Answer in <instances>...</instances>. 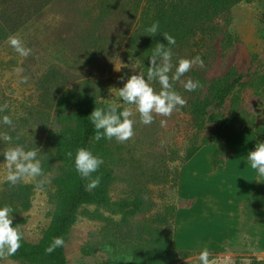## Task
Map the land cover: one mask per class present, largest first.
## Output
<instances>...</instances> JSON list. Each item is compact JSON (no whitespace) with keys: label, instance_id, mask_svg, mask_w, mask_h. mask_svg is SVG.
<instances>
[{"label":"rangeland","instance_id":"obj_1","mask_svg":"<svg viewBox=\"0 0 264 264\" xmlns=\"http://www.w3.org/2000/svg\"><path fill=\"white\" fill-rule=\"evenodd\" d=\"M101 2L60 0L30 20L12 34L31 49L27 57L16 53L7 38L0 41V115L7 114L13 121L11 127L0 124V132L12 137L11 141L0 140V176L4 173L3 151L18 143L39 149L43 169L41 177L21 182L34 186L30 208L11 214L13 226L18 225L29 243L42 239L57 209L53 179L60 173L61 163L54 154V134L61 123L50 103L42 119L35 114L40 106L39 88L51 79L48 72L57 66L65 75L60 78L61 89L77 85L93 95L99 107L117 103L122 108L126 105L120 103L116 89L112 93L110 89L122 88L133 74L146 78L150 66L155 39L149 37L142 49L138 47L141 40L134 49L125 47V34H131L143 20L139 15L105 14ZM7 3L0 0V10H9ZM216 25L218 32L209 50L203 49L205 54L200 56L203 66L195 65L181 80L170 81L185 104L168 117L154 113L148 125L142 124L134 111L133 137L123 143L114 139L105 143L109 153L103 163L112 175V202L138 200L140 209L125 216L96 205L80 208L66 235L67 264L131 262L136 250L161 246L178 225L175 247L190 254L178 256L174 264H199L198 253L203 247L209 249L213 264H264V246L243 248L264 242V179L256 182L248 170L237 182L230 166L214 170L207 149L188 170L179 192L186 156L211 137L218 122L236 111L243 121L251 123L264 104V86L260 85L264 76V0L237 3L228 16L217 19ZM139 34L146 33L140 30ZM177 51H181L180 58L199 55L195 46L173 48V71L179 59ZM230 71L234 74L229 83L241 75L240 84L224 93V101L217 99L205 106L213 99L211 86ZM189 78L201 86L186 91L183 81ZM152 84L158 91V82ZM236 119L231 117L227 124ZM161 120L166 121L163 126ZM234 125H230V134L236 131ZM259 127L264 130V110ZM233 137L232 146L237 141ZM211 142L215 143L211 139L199 150ZM39 181L43 184L37 187ZM8 186L0 180V191ZM0 264L27 263L3 257Z\"/></svg>","mask_w":264,"mask_h":264},{"label":"trees","instance_id":"obj_2","mask_svg":"<svg viewBox=\"0 0 264 264\" xmlns=\"http://www.w3.org/2000/svg\"><path fill=\"white\" fill-rule=\"evenodd\" d=\"M7 1L4 0L6 3ZM9 1L10 3L7 4L10 9L0 10V41L23 28L33 18L44 14L49 7L60 2V0ZM241 1L243 0H103L101 6L105 14H124L134 17L139 15V19L143 20V23L137 25L138 28L131 34L127 31L125 36L128 40L125 47H133L134 49L141 40L138 47L142 49L148 44L149 37L166 44L167 42L162 34L158 33L156 36L139 34L140 30L143 31L146 25L158 20L161 30L176 38V45L173 48L179 49L186 45L195 46L199 56L203 57L205 53L202 50H209L208 46L211 39L214 38L215 32H218L217 19L228 16L232 7ZM99 34L100 31L96 36H93V42ZM87 40H90L89 37H87ZM181 51H177V56L182 57ZM192 54H195V51ZM179 56L178 58H180ZM233 74L234 71L228 72L211 86L213 99L206 101L205 106L217 99L224 101L225 96L230 92V88L240 84L241 75H237L229 83V79ZM48 76L51 78L45 80L48 84L46 85L44 82L39 88L40 106L35 114L42 119L47 112L45 107H49L50 103L54 106L53 113L55 117H58L61 123L59 130L54 134V154L61 163V171L53 179L57 209L44 236L38 243H29L23 238L20 249L12 256H8L13 260L27 264H67L64 245L50 254H46L44 248L53 236H63L66 241V235L74 224L79 209L84 205L108 208L113 212L123 213L125 216H132L140 209L138 200L112 202L109 195L112 175L104 163L101 164L97 173L92 174L93 177L97 174L101 176L100 184L96 188L86 190L85 186L89 180L80 177L76 173L73 160L68 156V153L72 152L74 155L78 147H86L93 154L99 155L103 159L107 157L109 153L105 145L107 140L95 141L93 139L95 130L88 118L94 108L99 107V104L93 95L84 89L77 88V85L61 89L60 78H65V75L57 66L51 68ZM260 85L264 86V76L260 79ZM52 94H54L53 97H51ZM234 116L238 117L236 122L238 130L246 126L258 141L264 142V134L255 130L258 114L255 120L247 123L241 119L238 112L230 111L227 117L218 122L211 137L201 145H206L211 139L214 140L217 147L213 154V169L223 165L229 156V150L225 144V125ZM201 146L195 148L186 156V162L199 151ZM33 188L34 186L31 184L22 183L5 187L0 191V204H10L13 212L27 210L31 205ZM87 214L94 215L89 211H87ZM188 254H190V251L177 249L174 246L173 231H171L161 246L153 249H138L133 253L131 262L119 264H174L178 256L183 258Z\"/></svg>","mask_w":264,"mask_h":264},{"label":"clouds","instance_id":"obj_3","mask_svg":"<svg viewBox=\"0 0 264 264\" xmlns=\"http://www.w3.org/2000/svg\"><path fill=\"white\" fill-rule=\"evenodd\" d=\"M144 32L148 36L162 34L167 42H156L151 49L149 56L150 66L147 67L146 78L143 74L137 73L129 76L122 88L116 89V95L120 98V103L126 105L120 107L117 103H105L103 106L95 107L88 117L94 127L95 141L115 140L125 142L134 135V124L136 123L135 113L139 114V120L142 124H151L154 120V113L168 117L178 106H183L185 100L177 92L173 83L181 80L185 73L195 66H203V60L199 55L189 58H179L173 71V46L176 45V38L161 30L160 22L153 21L146 25ZM9 45L21 57H27L31 49L25 45V42L18 35H9L7 37ZM171 73V75H169ZM156 81L160 85L159 90H155L152 82ZM171 81V82H170ZM200 82L191 78L183 81V87L186 91H194L199 88ZM107 101L108 99H104ZM163 126L166 121L161 120ZM0 124L13 126V121L9 115H0ZM0 140L11 141L12 137L7 133L0 132ZM39 149L37 147H27L24 144H15L3 151L4 173L0 180L8 183L9 186H15L23 181L33 180L43 175L42 163L39 158ZM73 160V166L76 173L82 178H88L86 190L96 188L101 181V176L97 173L103 158L86 147H78L75 154L68 153ZM244 168L251 171L254 180L260 182L264 179V142L258 141L254 150L247 152L243 162ZM43 181L37 183V187L42 186ZM13 209L10 204H0V258L12 256L20 249L23 242V233L18 225L13 226ZM65 243L63 236H53L47 246L44 248L46 254L52 253L55 249L62 247ZM210 251L203 247L198 253L199 264H213L209 258Z\"/></svg>","mask_w":264,"mask_h":264},{"label":"crops","instance_id":"obj_4","mask_svg":"<svg viewBox=\"0 0 264 264\" xmlns=\"http://www.w3.org/2000/svg\"><path fill=\"white\" fill-rule=\"evenodd\" d=\"M264 110V104L261 108V112H259V116L256 120L255 123V130L259 133L264 134V130L259 127V119L261 118V115ZM236 122L235 121L229 122L228 124L225 125V131H226V138H225V144L229 150V156L226 159L225 163L219 167H217L214 170H220V169H226L230 166L231 173H235L236 177L234 178L235 181L240 182L239 180H242L240 176L241 174H244V172L248 171V169L244 168L243 162H244V157L246 156L247 152L250 150H254L256 142H258L256 136L245 126L242 129L238 130L236 128ZM234 123V128L236 131L233 133L237 137V141L235 143L231 144L230 140L234 139L233 134H230V125ZM216 144L215 143H210L201 150H199L188 162L184 164V166L181 169V176H180V184H179V192L183 190L182 188V183L183 179L186 180V177H188V170L190 167L196 162L198 157L204 152L205 150L209 149L211 153V164L213 163V154L214 151L216 150ZM213 168V164H212ZM180 224V223H179ZM177 229V230H176ZM179 225L178 227L175 226L174 228V233H173V241H174V246H176V241H178L179 237ZM258 246H264V242H255L253 244H250L248 246H245L243 248H251V247H258ZM242 248V247H241Z\"/></svg>","mask_w":264,"mask_h":264}]
</instances>
